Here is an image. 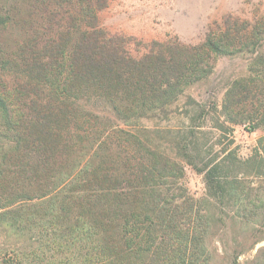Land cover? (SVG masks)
Segmentation results:
<instances>
[{"label": "trees", "instance_id": "16d2710c", "mask_svg": "<svg viewBox=\"0 0 264 264\" xmlns=\"http://www.w3.org/2000/svg\"><path fill=\"white\" fill-rule=\"evenodd\" d=\"M107 2L0 0V264H207L188 166L247 223L264 210L245 183L264 180V137L248 159L227 147L207 159L194 130L175 148L160 135L185 132L159 125L219 58L249 56L221 116L264 130V22L228 17L197 46L144 42L100 26Z\"/></svg>", "mask_w": 264, "mask_h": 264}, {"label": "rangeland", "instance_id": "374dc122", "mask_svg": "<svg viewBox=\"0 0 264 264\" xmlns=\"http://www.w3.org/2000/svg\"><path fill=\"white\" fill-rule=\"evenodd\" d=\"M98 17L100 26L112 35L132 36L144 42L177 39L184 45L197 46L205 41L209 30L224 27L228 17L250 27L263 23L264 0H108ZM248 59L249 56L219 58L213 74L191 87L180 99L181 115L159 124L162 130L181 129L185 133H181L178 140L161 134V140L170 141L176 148L177 143L182 142L180 139L187 138L189 142L190 130H194L193 141L201 146L202 157L213 158L224 147L241 159L253 156L264 130L224 124L221 116L225 91L232 80L246 73ZM196 104L204 114L193 121L186 114L190 112L193 116L197 112ZM144 124L150 129L157 125L154 121ZM218 126L224 129H217ZM253 180L252 187H261L262 191L258 192L264 199V180L245 177V183ZM182 182L206 211L207 264H264V210L257 216V222L247 223L242 213L237 214L233 202L221 205L208 197L204 173L192 166L187 167ZM256 193L250 192L248 201H255Z\"/></svg>", "mask_w": 264, "mask_h": 264}]
</instances>
